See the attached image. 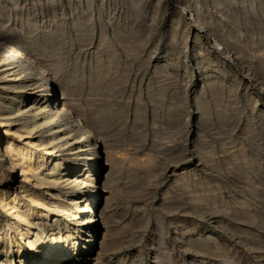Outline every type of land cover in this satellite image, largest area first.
<instances>
[{
    "label": "rangeland",
    "instance_id": "rangeland-1",
    "mask_svg": "<svg viewBox=\"0 0 264 264\" xmlns=\"http://www.w3.org/2000/svg\"><path fill=\"white\" fill-rule=\"evenodd\" d=\"M184 1L200 20L174 0L155 17L157 0H0V37L58 73L119 157L103 248L71 262L264 264V0ZM200 22L228 52L189 34Z\"/></svg>",
    "mask_w": 264,
    "mask_h": 264
},
{
    "label": "bare ground",
    "instance_id": "bare-ground-1",
    "mask_svg": "<svg viewBox=\"0 0 264 264\" xmlns=\"http://www.w3.org/2000/svg\"><path fill=\"white\" fill-rule=\"evenodd\" d=\"M162 1L157 0L158 7L152 6L154 17ZM174 2L178 10L196 16L189 2ZM177 31L174 28L173 34ZM187 31L206 34L211 49L217 50L216 42L229 51L201 22L199 28L192 26ZM103 39L106 44L108 40ZM43 67L28 48L0 37V68H5L0 70V210L5 212H0V264H31L25 247L44 255L50 264L55 260L78 264L69 255L78 251L81 242L85 256L91 257L102 250L106 239L100 220L110 197L105 198L103 191L112 182L119 157L107 140L98 137L101 121L90 123L69 99L67 85L58 73ZM101 260L99 257L95 263ZM41 263L32 259V264Z\"/></svg>",
    "mask_w": 264,
    "mask_h": 264
},
{
    "label": "built area",
    "instance_id": "built-area-1",
    "mask_svg": "<svg viewBox=\"0 0 264 264\" xmlns=\"http://www.w3.org/2000/svg\"><path fill=\"white\" fill-rule=\"evenodd\" d=\"M10 47H11L12 49H14V47H15V46H14V45H12V46H10ZM12 53H14V54H15V53H17V51H13Z\"/></svg>",
    "mask_w": 264,
    "mask_h": 264
}]
</instances>
